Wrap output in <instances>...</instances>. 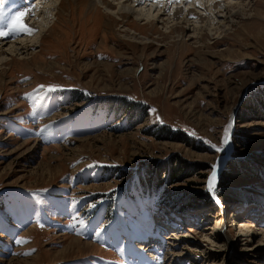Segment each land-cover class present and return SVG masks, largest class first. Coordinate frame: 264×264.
Segmentation results:
<instances>
[{"label": "rangeland", "instance_id": "rangeland-1", "mask_svg": "<svg viewBox=\"0 0 264 264\" xmlns=\"http://www.w3.org/2000/svg\"><path fill=\"white\" fill-rule=\"evenodd\" d=\"M89 1L48 0L41 43L0 57V264H264V0H173L150 24L155 0ZM225 168L246 176L219 191Z\"/></svg>", "mask_w": 264, "mask_h": 264}, {"label": "bare ground", "instance_id": "bare-ground-1", "mask_svg": "<svg viewBox=\"0 0 264 264\" xmlns=\"http://www.w3.org/2000/svg\"><path fill=\"white\" fill-rule=\"evenodd\" d=\"M101 1L105 2L104 0H101ZM148 1L153 2L151 0H107V3L106 4L108 6H114V5L116 6V4H114L113 2H118L117 5L126 2V3H130L132 5V7H136L137 8L139 6H142L144 4V2H148ZM172 1L173 0H168V2L166 1L167 3L165 2L163 4L155 2L156 4H154V6L151 3H148V4H146V7H149L150 6V8L140 7V9H138V10H140L141 14H143V15L146 16V19H147L146 22H147V24H150V23L153 22V20H156V18H157V20H162L163 16H165L167 14L166 12H168V8H169L168 6H170V4L172 3ZM216 1H218V0H216ZM225 1H228V0H225ZM31 3L32 2H30V1H27L26 2L25 0H7V3L4 4V6H6V7L8 6L11 10L14 9V12L16 14H19L20 12L25 13L23 19L21 20V23L24 24L25 27L31 28L33 30V34H25L23 32H17L16 35H14V36L13 35H9V36H6L4 38H0V57H5L6 54L9 56V53H11V54H15L16 53L17 56L22 57L24 54L28 53L29 50H31L33 47H35L34 45H36V44H33L35 42V40H36V43L39 42V41L41 43V40H38L37 41L39 35L41 37L44 32H48L46 30H41L40 34L37 35V30H38L37 29V26L34 27V26L30 25V23H32V24H38L42 28V26L44 25L43 23L46 21L45 18H47L49 16V12H50L49 8H51V4H48V0H40L38 2V4L35 5V6H33ZM89 3H90L89 7H91L90 9L94 8L95 11L100 10L99 7L94 2H92V0L89 1L87 4H89ZM187 3H189V5L190 4L195 5L194 1H193V3L187 1ZM199 4L200 5L206 4V0H199ZM42 5L43 6H46L45 7L46 10L44 11L43 14H38V9L39 8H42L43 7ZM185 6H187L186 3H185ZM119 11H120V9H119ZM140 12H139V14H140ZM155 12H157V13L155 14ZM188 12L189 13H187L188 14L187 15V18L190 15H192V14L195 15L194 12H192L190 10ZM124 14H126V13L125 12H122L121 13V17ZM181 16H184L183 10H182L181 7H178L177 6L175 12L173 13V18H169L168 17L169 19H167V21H169V22L167 24H169V26H172V28H173L174 27L173 25H174V22L175 21H171V19H177L178 20V18H181ZM196 16L199 17L198 15H196ZM182 18H185V17H182ZM212 18H213V20L215 22L213 24H215L214 27L216 28V30H219V29L221 30V28L225 27V25H229L230 18H227L226 17V14L224 12H221L220 11L219 12V15H216V16L213 15ZM186 21L188 23H192L193 22V21L191 22L189 20H186ZM199 22H200V20L194 21V24L199 23ZM220 24H221V26H220ZM0 28H2L4 30H8V26L5 27V25L1 26ZM43 28H44V26H43ZM13 39L16 40L17 42H14ZM9 44H10V46H9ZM6 58H1L0 59V65L1 66L2 65L8 66L10 64L9 61L10 62H14V59H12V58H9V59L7 58L6 59ZM34 59H36V57H34ZM14 63H16V62H14ZM233 125H234V120H232V122H230V128L228 130V140L226 139V142H225V147H227L228 152L231 151L232 148H233V143L231 142L232 140H230L231 139V129H232ZM23 146H25V145H23ZM219 160H221V159H219ZM217 165H218L217 173L219 174L220 171H221V169L224 166V161H223V165H222V163H218ZM210 180L212 181L213 186L215 187L216 179H214L213 176H212ZM224 209L225 208L223 207V210ZM236 220H235V222H236ZM71 243H72L73 246H82L77 241H73ZM139 246L140 247L137 248L138 250H140V251L145 250L144 248H142V245H139ZM89 247H90V245H86L81 250L88 249ZM147 260L148 261H145V262H151L150 264H154V262H152L150 259H147Z\"/></svg>", "mask_w": 264, "mask_h": 264}, {"label": "trees", "instance_id": "trees-1", "mask_svg": "<svg viewBox=\"0 0 264 264\" xmlns=\"http://www.w3.org/2000/svg\"><path fill=\"white\" fill-rule=\"evenodd\" d=\"M258 100H260V99H258ZM258 103H261V102H258ZM126 105H127V103H125ZM129 104V103H128ZM263 104V106H264V103H262ZM132 107H130V109H131ZM260 109H261V111H260ZM259 109V111L258 110H256V112L257 113H259L260 112V114L261 115H256L255 117H263L264 116V108H260ZM162 131L161 132H159V133H164V135H166V136H169V135H171L172 137L173 136H176V137H178L180 140H183V141H188V137L186 138L185 137V135L183 134V133H180V132H177V133H174V132H172V130H171V128L170 127H163L162 129H161ZM166 136L164 137H162V138H166ZM172 137H170V138H172ZM183 138V139H182ZM262 161V160H261ZM240 162V161H239ZM258 164H259V166H261V165H263V162H258ZM239 165H242V164H239L238 162H237V164H236V162L235 161H230L229 162V164H228V166H229V168H230V166H232V168H234V169H238L239 168ZM165 166H166V164H163L162 165V167L160 168V167H158L156 170H155V166L153 167V168H151L150 167V169L146 172V175H145V178L147 179V180H151L152 179V183H154L155 181H157V183L159 184L160 182H164V183H162V184H165V181L166 180H164V175L167 173V170L166 169H168V167L167 168H165ZM168 166H169V164H168ZM155 170V171H154ZM172 170L174 171L173 172V174H171L170 176H172V178L174 177V176H177V175H179V173L178 172H176V170L174 169V168H172ZM150 175H153L154 176V178L153 177H150ZM221 176H220V178H219V180H218V183H217V189L219 190V191H221V190H224V188H225V186H228L229 184H231L232 183V181H233V179L235 178V177H239V175H242V176H246V174H243V173H233L232 171H228V169L227 168H225L222 172H221V174H220ZM166 178V177H165ZM177 178V177H176ZM176 178L174 177L173 178V180H176ZM168 185V184H167ZM232 191H234V190H232ZM203 191H201V193H202ZM226 192V193H225ZM225 192L224 193H222V194H220V197H224L223 198V200L225 201L227 198H231V195H230V191L228 192V190L226 191L225 190ZM224 194V195H223ZM206 196H200V195H198V193H197V196L199 197V198H197L195 201L196 202H198V203H210L209 201H210V196H207V193L205 194ZM209 195V194H208ZM229 195V196H228ZM215 197H217V193H215ZM257 198V197H256ZM259 198V197H258ZM260 200V199H259ZM158 203V202H157ZM165 206V205H164ZM166 207V206H165ZM178 211V210H177Z\"/></svg>", "mask_w": 264, "mask_h": 264}, {"label": "snow or ice", "instance_id": "snow-or-ice-1", "mask_svg": "<svg viewBox=\"0 0 264 264\" xmlns=\"http://www.w3.org/2000/svg\"><path fill=\"white\" fill-rule=\"evenodd\" d=\"M155 2L161 3V0H155ZM4 3H5V0H0V23L3 22L5 16L7 15V13L3 11ZM24 15L25 13L23 12H20L19 14H14L9 20L8 30H4L0 28V38H4L16 32H23L25 34H33V30L31 28L25 27V25L20 22L23 19ZM50 91H53V89H50ZM216 150L220 151L221 149L216 148ZM217 169H218V165L214 167V171L212 173V176L214 179H218ZM208 186H209V190L212 192L213 196L215 197V188L211 180L209 181ZM215 199H216L217 204L221 203L218 197H215Z\"/></svg>", "mask_w": 264, "mask_h": 264}, {"label": "water", "instance_id": "water-1", "mask_svg": "<svg viewBox=\"0 0 264 264\" xmlns=\"http://www.w3.org/2000/svg\"><path fill=\"white\" fill-rule=\"evenodd\" d=\"M234 117V116H233ZM224 161V160H223Z\"/></svg>", "mask_w": 264, "mask_h": 264}]
</instances>
